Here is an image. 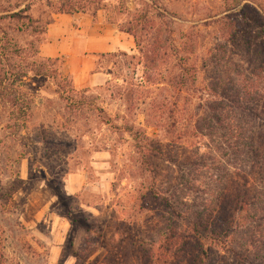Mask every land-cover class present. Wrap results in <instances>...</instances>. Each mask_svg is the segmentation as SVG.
<instances>
[{"label":"rangeland","instance_id":"1","mask_svg":"<svg viewBox=\"0 0 264 264\" xmlns=\"http://www.w3.org/2000/svg\"><path fill=\"white\" fill-rule=\"evenodd\" d=\"M33 1L38 24L18 38L32 53L46 44L60 0H26ZM162 1L166 18L151 13L140 23L148 0L106 1L107 21L132 29L144 51L97 55L107 85L78 90L72 83L77 93L61 96L71 77L63 59H51L17 83V108L0 100L1 264L194 263L190 252L176 255L170 231L176 239L188 232L187 216L203 212L223 190L218 183H226L231 160L219 152V134L200 120L201 84L181 94L172 114L169 107L159 111L177 96L163 83L181 59L201 68L219 45L245 64L246 42L264 41L261 21L246 6L264 17V0ZM254 215L240 216V224ZM259 228L232 240L248 262L228 252L214 264H264V222Z\"/></svg>","mask_w":264,"mask_h":264},{"label":"trees","instance_id":"2","mask_svg":"<svg viewBox=\"0 0 264 264\" xmlns=\"http://www.w3.org/2000/svg\"><path fill=\"white\" fill-rule=\"evenodd\" d=\"M106 1L60 0L55 5L53 15L90 13L96 19L100 11L107 10ZM148 1L149 4L145 3L135 23L146 21L151 13L152 18H166L167 8L162 0ZM34 6V1L26 0L0 2V100L6 101L11 108H17L20 104L17 83L34 73V67L44 70L46 64L53 61L40 60V51L32 53L31 45L23 47L18 41L20 36L38 24V20L32 16ZM247 9L256 21H261V28L264 29L263 15L254 7L246 6ZM229 21L232 20L226 21V24ZM53 23L54 18L51 17L47 28ZM120 31L132 36L139 52L144 55L133 30ZM233 52L228 46H216L207 52L201 68L189 67L188 61L184 64L181 59L173 66L172 78L163 83L176 90L177 96L167 100L159 111L169 107L172 114L178 108L181 94L184 91L194 92L196 85L201 84V88L196 91L200 93L199 100L202 103L200 111L203 117L200 120L204 129L209 128L219 134V152L231 160V166L227 168L229 171L223 168L227 172L224 178L227 179L226 183H218L223 190L217 191V196L205 205L203 212H193L187 216L188 232L176 239L170 231L167 241L169 244L170 241L174 242L176 255L186 256V251L192 253L193 264H214L221 253L228 252L242 259V262H248L249 257L240 258L236 254L232 245L233 237L239 235L240 231L245 235L257 231L259 234L262 228L259 227L264 222V193L260 192L264 186V41L258 44L246 42L245 54L249 60L245 64L234 63ZM105 56L108 55H101ZM122 56L127 55L123 53ZM152 62L155 63V60ZM154 68L157 69V65ZM37 73L36 76H41L40 71ZM72 83L71 78L70 85L58 94H76ZM214 162L217 163V160ZM201 164L205 165L204 162ZM248 212H255L254 217H245V223L241 225L239 217ZM256 242L263 245L259 240ZM149 262H152V257Z\"/></svg>","mask_w":264,"mask_h":264},{"label":"crops","instance_id":"3","mask_svg":"<svg viewBox=\"0 0 264 264\" xmlns=\"http://www.w3.org/2000/svg\"><path fill=\"white\" fill-rule=\"evenodd\" d=\"M132 36L121 32L100 11L96 19L86 14L56 15L47 29V42L40 49L44 59H63L64 72L73 78L76 89L105 86L109 74L97 71V55L118 52L135 54Z\"/></svg>","mask_w":264,"mask_h":264}]
</instances>
